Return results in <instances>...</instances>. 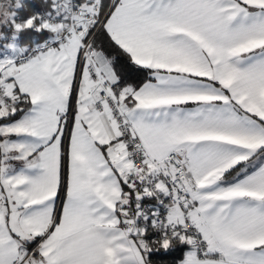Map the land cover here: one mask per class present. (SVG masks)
I'll use <instances>...</instances> for the list:
<instances>
[{"label":"snow or ice","instance_id":"obj_1","mask_svg":"<svg viewBox=\"0 0 264 264\" xmlns=\"http://www.w3.org/2000/svg\"><path fill=\"white\" fill-rule=\"evenodd\" d=\"M0 264H264V0H0Z\"/></svg>","mask_w":264,"mask_h":264}]
</instances>
